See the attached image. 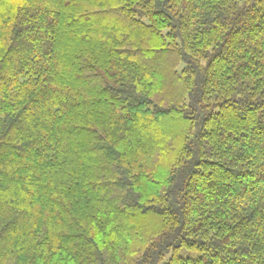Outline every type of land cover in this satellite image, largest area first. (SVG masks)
I'll return each mask as SVG.
<instances>
[{
  "label": "trees",
  "instance_id": "obj_1",
  "mask_svg": "<svg viewBox=\"0 0 264 264\" xmlns=\"http://www.w3.org/2000/svg\"><path fill=\"white\" fill-rule=\"evenodd\" d=\"M0 264H264V0H0Z\"/></svg>",
  "mask_w": 264,
  "mask_h": 264
}]
</instances>
